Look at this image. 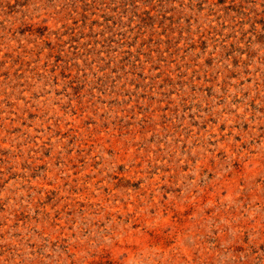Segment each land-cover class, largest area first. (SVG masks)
I'll list each match as a JSON object with an SVG mask.
<instances>
[{
    "label": "rangeland",
    "instance_id": "obj_1",
    "mask_svg": "<svg viewBox=\"0 0 264 264\" xmlns=\"http://www.w3.org/2000/svg\"><path fill=\"white\" fill-rule=\"evenodd\" d=\"M0 264H264V0H0Z\"/></svg>",
    "mask_w": 264,
    "mask_h": 264
}]
</instances>
